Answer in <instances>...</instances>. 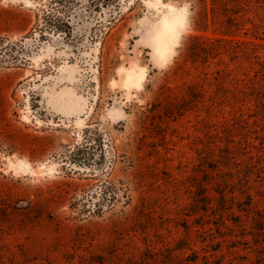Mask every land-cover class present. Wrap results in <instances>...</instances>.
Listing matches in <instances>:
<instances>
[{
    "label": "rangeland",
    "instance_id": "374dc122",
    "mask_svg": "<svg viewBox=\"0 0 264 264\" xmlns=\"http://www.w3.org/2000/svg\"><path fill=\"white\" fill-rule=\"evenodd\" d=\"M195 2L0 0V264H264V114L176 72Z\"/></svg>",
    "mask_w": 264,
    "mask_h": 264
},
{
    "label": "trees",
    "instance_id": "16d2710c",
    "mask_svg": "<svg viewBox=\"0 0 264 264\" xmlns=\"http://www.w3.org/2000/svg\"><path fill=\"white\" fill-rule=\"evenodd\" d=\"M195 3L192 27L196 33L189 35L185 43L184 63L188 66L179 65L176 72L185 68L188 74L191 67L206 69L212 59L219 58L217 66L223 64V67L216 68L211 75L217 76L213 79L219 82V91H223L222 100L235 105L252 103L264 114V55L260 56L259 51L264 48V0H196ZM224 55L232 61L240 59L242 70L232 69L222 58ZM208 74L197 76L195 87L200 88L199 92L204 91L203 79ZM253 202V195L248 194L245 205L249 207Z\"/></svg>",
    "mask_w": 264,
    "mask_h": 264
},
{
    "label": "bare ground",
    "instance_id": "6f19581e",
    "mask_svg": "<svg viewBox=\"0 0 264 264\" xmlns=\"http://www.w3.org/2000/svg\"><path fill=\"white\" fill-rule=\"evenodd\" d=\"M185 25V15L177 12L175 8L169 7V11L163 16L160 26L156 30L155 49L160 59L166 58L170 53V42H175L180 35V30ZM141 69V68H138ZM125 85L128 87L136 86L140 88L144 82L146 73L144 70L136 68H124ZM135 88V87H134ZM137 88V89H138ZM78 119L77 122H80Z\"/></svg>",
    "mask_w": 264,
    "mask_h": 264
}]
</instances>
